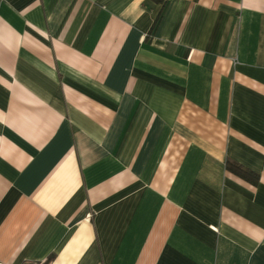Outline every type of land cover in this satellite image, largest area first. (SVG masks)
Returning <instances> with one entry per match:
<instances>
[{"label":"crops","instance_id":"0c3cea01","mask_svg":"<svg viewBox=\"0 0 264 264\" xmlns=\"http://www.w3.org/2000/svg\"><path fill=\"white\" fill-rule=\"evenodd\" d=\"M0 262L264 264V0H0Z\"/></svg>","mask_w":264,"mask_h":264},{"label":"trees","instance_id":"16d2710c","mask_svg":"<svg viewBox=\"0 0 264 264\" xmlns=\"http://www.w3.org/2000/svg\"><path fill=\"white\" fill-rule=\"evenodd\" d=\"M157 20H158V16L154 20V24L157 22ZM226 166H227V169L233 171L234 173L238 174L239 176H241L247 180H250L253 182H255L257 180V175L255 173H253L249 169L243 167L242 165H240L236 162L227 161Z\"/></svg>","mask_w":264,"mask_h":264},{"label":"built area","instance_id":"2783aa9c","mask_svg":"<svg viewBox=\"0 0 264 264\" xmlns=\"http://www.w3.org/2000/svg\"><path fill=\"white\" fill-rule=\"evenodd\" d=\"M0 264H2L1 262H0ZM27 264V263H26ZM31 264H39L38 262H34V263H31Z\"/></svg>","mask_w":264,"mask_h":264}]
</instances>
